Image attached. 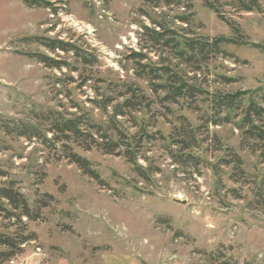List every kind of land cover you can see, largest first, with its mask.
I'll use <instances>...</instances> for the list:
<instances>
[{"label":"rangeland","instance_id":"rangeland-1","mask_svg":"<svg viewBox=\"0 0 264 264\" xmlns=\"http://www.w3.org/2000/svg\"><path fill=\"white\" fill-rule=\"evenodd\" d=\"M33 1L49 5L0 0V186L15 182L31 206L54 198L27 223L37 240L24 254L50 264H264V0L252 12L240 0ZM29 38L69 42L93 63ZM37 54L78 71L47 68ZM63 75L75 83L56 85ZM181 81L193 90L165 100L160 86ZM127 86L144 100L125 116L115 114L125 98L107 113L90 103ZM60 104L145 138L136 163L81 152L99 184L4 132L44 131L36 116ZM14 231L0 216V233Z\"/></svg>","mask_w":264,"mask_h":264},{"label":"trees","instance_id":"trees-1","mask_svg":"<svg viewBox=\"0 0 264 264\" xmlns=\"http://www.w3.org/2000/svg\"><path fill=\"white\" fill-rule=\"evenodd\" d=\"M259 1L261 0H240V7L243 11L252 12L259 9ZM28 6L48 7L49 4H44L42 1L24 0ZM170 0L169 3H174ZM46 5V6H45ZM29 42H36L46 48L53 54H74L77 61L81 64L91 65L93 62L89 56L80 54V52L69 42L63 40H48L40 38H29ZM39 63L50 69H55L60 72L63 70H71L75 73L78 68L75 65L69 64L65 60H55L44 54L32 55ZM65 79H59L56 85L63 84L64 87H69L75 83L72 76ZM88 81V80H87ZM86 81V82H87ZM85 82V83H86ZM182 82V81H181ZM177 83V82H176ZM178 86L168 88L169 86H160L162 89H168V96L165 100H177V98L185 97L183 94L187 89L192 91L193 88L188 87L185 82L177 83ZM84 84L81 85V87ZM140 91L132 86H127L125 92H121L116 96L100 95V100H91L98 110L107 113L118 99L125 98L121 106L116 109V115L125 116L124 109L135 110L138 103L144 100V97L138 96ZM69 93V92H68ZM127 97V98H126ZM228 109L234 108L232 101L226 104ZM72 108L82 111L79 104H72ZM63 106L60 104L59 110L45 111L43 115L36 116L39 120L44 121V131L39 128L25 123L5 124L3 125L4 132L8 135H13L18 139H23L27 142L38 141L44 146V149L56 156L58 161L67 160L70 164L75 165L83 175L102 184L100 175L93 167L89 159L82 153H89L93 150L102 152L105 155L124 156L129 161L136 163L138 152L143 147L144 139L129 137L117 126L114 122V117L110 119L111 125L96 123L89 113L79 115V113L71 114L68 111H61ZM256 115L261 110H257ZM120 113V114H119ZM119 114V115H118ZM248 118L245 121L250 119ZM152 136H147V139L152 140ZM153 139H155L153 137ZM142 171V168H138ZM0 175H3L0 173ZM54 201L53 196L45 194L39 198L34 206H31L27 198L16 187V183L10 181L4 186H0V216L4 221L8 222L9 227H15L13 233H0V264H10L17 257L24 254V248L37 240L35 233L28 232V222L42 221V210L47 208Z\"/></svg>","mask_w":264,"mask_h":264},{"label":"crops","instance_id":"crops-1","mask_svg":"<svg viewBox=\"0 0 264 264\" xmlns=\"http://www.w3.org/2000/svg\"><path fill=\"white\" fill-rule=\"evenodd\" d=\"M15 264H50L44 261V257L35 252H27L15 260Z\"/></svg>","mask_w":264,"mask_h":264},{"label":"built area","instance_id":"built-area-1","mask_svg":"<svg viewBox=\"0 0 264 264\" xmlns=\"http://www.w3.org/2000/svg\"><path fill=\"white\" fill-rule=\"evenodd\" d=\"M10 264H15V261H11Z\"/></svg>","mask_w":264,"mask_h":264}]
</instances>
